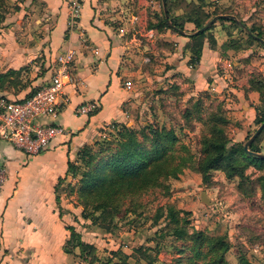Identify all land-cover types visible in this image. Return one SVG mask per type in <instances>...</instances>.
<instances>
[{
  "label": "rangeland",
  "instance_id": "374dc122",
  "mask_svg": "<svg viewBox=\"0 0 264 264\" xmlns=\"http://www.w3.org/2000/svg\"><path fill=\"white\" fill-rule=\"evenodd\" d=\"M24 1L0 0L5 15L0 28L7 27L6 17L20 8L32 12L34 0L28 4ZM194 2L201 3L202 9L211 14L227 12L243 19L254 39L248 42L244 28L226 22L240 45L235 54L226 56L227 61H218L214 71L202 74L199 80L181 72L177 78H156L151 83L145 79L144 96L139 98L132 115L123 121L104 124L95 139L78 148L80 151L87 146L97 154V160L105 161L118 148L124 130L134 129L139 138L141 129L150 123L154 129L175 135L174 144L165 155L168 164L150 177L149 184L123 197L119 195L109 212L93 211L92 203L82 205L78 190L80 172L87 170V166L77 158L78 150L73 162L80 166L79 173L64 176L56 185L63 223H73L82 239L92 242L102 258L111 256V250L121 249L127 254L126 264H209L215 255H220L221 244L226 243L221 264H244L245 260L264 264V199L259 179L264 174V162L247 164L242 174L237 171L228 174L224 169L214 168L204 177L198 169L205 136L217 134L227 147L241 148L259 125L255 118L257 107L264 106V87L258 89L259 83H264V45L256 36L260 34L264 38V0H172L170 13L189 12ZM154 5L156 9L147 10V25H150V11H159H155L156 19L152 23L163 15L161 1L155 0ZM192 26L185 29L192 32L195 30ZM166 28L163 30L169 34L164 37L169 40L164 48L172 50L173 30ZM136 38L138 42L132 44L136 65L150 73L154 62L150 36L137 33ZM228 40H233L232 36ZM238 53L243 56H237ZM260 133L257 143L264 153V129ZM144 145L150 147L149 141ZM238 163L244 165L243 161ZM201 191L206 192L209 203L201 199ZM84 209L86 217L82 215ZM170 211L176 212L177 221L170 218ZM98 214L102 222H92V215ZM177 228H184L188 235L179 238L175 234ZM198 232L205 236L204 242L199 243ZM57 235H62L61 229ZM53 253L58 264H88L79 254L67 253L62 258L58 252ZM113 257L119 259L117 255Z\"/></svg>",
  "mask_w": 264,
  "mask_h": 264
},
{
  "label": "crops",
  "instance_id": "0c3cea01",
  "mask_svg": "<svg viewBox=\"0 0 264 264\" xmlns=\"http://www.w3.org/2000/svg\"><path fill=\"white\" fill-rule=\"evenodd\" d=\"M80 3L78 17L70 22V0H34L32 12L20 8L6 17L8 26L0 28V95L8 99L26 98L50 79L60 51H74L69 63L72 82L60 95L58 114L41 118L63 125L65 133L35 155L0 141L6 169L5 181L0 186V264H58L59 261L53 260V251L62 258L67 256L62 246L69 231L63 223L64 213L59 215L56 203L58 178L68 176L67 161H73L78 148L95 139L104 124L132 115L139 98L144 96L145 79L151 83L156 78H177L181 72L199 80L202 74L213 72L218 61L224 63L226 56L237 50L224 47L226 40L233 37V31L226 27V22H231L227 19L219 21V17L213 22L210 33L214 44L205 37L198 61L191 63L186 45L189 35L198 29L188 32L174 27L169 14L165 16L162 0L163 15L171 26L166 29L174 32L170 33L175 41L172 50L164 48L169 40L164 37L169 34L167 30L147 25V10L156 9L155 0H80ZM155 11L159 12L150 11V22L156 19ZM224 14L223 17H232L240 27L244 26L243 19ZM188 25L192 26V22H186L185 27L193 28ZM244 29L250 33L246 26ZM137 33L150 36L154 60L150 73L136 65L132 44L139 40ZM87 101L96 102L97 108L78 114L76 107ZM249 112H253L252 106ZM60 229L62 235L58 236Z\"/></svg>",
  "mask_w": 264,
  "mask_h": 264
},
{
  "label": "trees",
  "instance_id": "16d2710c",
  "mask_svg": "<svg viewBox=\"0 0 264 264\" xmlns=\"http://www.w3.org/2000/svg\"><path fill=\"white\" fill-rule=\"evenodd\" d=\"M171 1L172 0H166L165 4L167 6V12L172 25L180 29H185V23L189 21L193 23L197 30L210 20L213 15L220 13L214 12L211 14L206 12L202 9L201 3L195 4L194 2L191 11L179 15H173L170 13ZM1 9L2 5H0V23L5 17L4 12ZM224 13L227 12H221L220 14ZM226 19L235 24L236 27H240L232 17L226 18L221 16L219 21ZM214 25L215 23H212L205 30L189 35L190 41L186 47L190 50L189 61L191 63L198 61L205 37L208 38L212 45L214 44V38L210 33ZM149 26H153L157 30H162L164 27H171L166 22L164 15H161L160 17L157 16V21L155 23L150 22ZM240 28L243 29L244 26ZM244 32L246 33L248 42L254 39L252 34L247 31ZM228 34L231 33L228 31ZM258 37L264 40L260 34ZM232 38L233 40H227L225 42L224 47L234 49L240 48L237 40H235L234 37ZM258 40L264 45L263 41L260 39ZM262 87H264V83H259L258 89H261ZM256 112L255 121L260 124L264 121V106L261 108L257 107ZM263 129L264 126L260 132H262ZM213 130H215V127ZM170 132L171 131H159L158 129H154L150 126V123H148L144 125L143 129H141L139 136L141 139H139L134 129L124 130L120 134L118 148L115 149L112 156L105 161L101 158L97 160V154L92 152L91 149H88L87 146H84L80 151L78 150L77 158L87 166V170L84 169V171L81 169L80 172V187L78 190L82 205L87 206L92 203L93 211L100 210V212L104 214L106 211L109 212L112 202L117 199L119 195L120 197H123L122 195L149 184L150 177L159 172L165 163L168 164V159L167 161H164L165 158H167L165 155L168 154V150L174 144L175 140V135H169ZM260 132L248 145V148L254 152L262 153L257 143L261 134ZM219 138V135L212 134V136H205L202 141L203 146L198 161V169L204 177H206V174L210 169L221 168L228 174L236 171L242 174L244 166L247 164L260 165L259 163L264 162V156L250 154L246 152L243 147L239 148L240 146L227 147L220 142ZM146 141H149L150 147L144 145ZM239 161H243L244 165L240 166L238 163ZM79 169L80 166L76 162L70 160L67 161L66 174L76 175L79 173ZM259 179L262 198L264 199V174L261 175ZM61 180V177L58 178V183L56 185H58ZM55 192L59 215L62 216L63 213L59 209L61 207L59 204L60 196L58 190L55 189ZM82 215L86 217L85 209L82 211ZM110 215L112 216L111 212ZM100 216V214L92 215V222H96L97 220L102 222ZM170 218L173 221H177L175 211H170ZM65 228L69 231V235L62 246V250L65 253L79 254L81 259L88 264H126L127 254L121 249L111 250V256L102 258L96 252L97 247L92 242L84 241L81 237V233L74 225H66ZM175 234L179 238H185L188 235V232L184 228H177ZM197 237L199 243L205 241V236L202 233L198 232ZM225 248L226 243H222L220 255L217 257L215 255L213 262L209 264L223 263V251ZM76 249L78 251H75ZM116 255L119 259L113 260V258H115L113 256ZM244 264L252 263L245 260Z\"/></svg>",
  "mask_w": 264,
  "mask_h": 264
},
{
  "label": "built area",
  "instance_id": "2783aa9c",
  "mask_svg": "<svg viewBox=\"0 0 264 264\" xmlns=\"http://www.w3.org/2000/svg\"><path fill=\"white\" fill-rule=\"evenodd\" d=\"M80 0H70L69 21L74 22L80 12ZM72 49L60 51L55 57L50 79L38 86L21 100L8 99L0 95V141L13 144L28 155L45 151L52 140L65 133V127L58 123L44 122L41 118L58 114L59 98L65 86L72 82L69 63ZM129 86V82H126ZM97 108V103L87 101L76 107L78 114L89 113ZM6 178L3 157L0 155V186Z\"/></svg>",
  "mask_w": 264,
  "mask_h": 264
},
{
  "label": "water",
  "instance_id": "95a60500",
  "mask_svg": "<svg viewBox=\"0 0 264 264\" xmlns=\"http://www.w3.org/2000/svg\"><path fill=\"white\" fill-rule=\"evenodd\" d=\"M163 4H164V11H165V16L168 17V12H167V6L165 4V0H162ZM226 14H224L225 16ZM222 14H217L214 15L207 23H205V25H203L202 27H200L197 31H203L205 30L208 26H210L216 19H218L219 17H221ZM256 38L260 39L261 41L264 42V40L262 38H259L258 36H256ZM264 126V121L262 123H260V125L256 128V130L252 133V135L247 139V141L244 143V150L250 154H256V155H260V156H264V153H259V152H254L252 150H250L248 148V145L253 141V139L259 134V132L261 131V129ZM201 199L203 201H205L206 203H209V200L207 198L206 192L205 191H201L200 193Z\"/></svg>",
  "mask_w": 264,
  "mask_h": 264
}]
</instances>
